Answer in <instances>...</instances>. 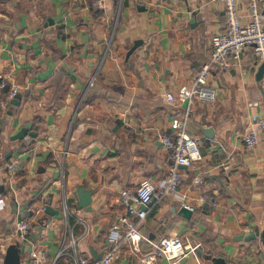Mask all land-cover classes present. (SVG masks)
I'll list each match as a JSON object with an SVG mask.
<instances>
[{"label":"crops","instance_id":"1","mask_svg":"<svg viewBox=\"0 0 264 264\" xmlns=\"http://www.w3.org/2000/svg\"><path fill=\"white\" fill-rule=\"evenodd\" d=\"M255 1L264 24V0ZM92 3L0 0V82L14 89L13 96L0 100L3 253L18 242L14 226L23 207L21 216L31 220L28 247L37 251L41 264L61 247L58 263L74 264L73 249L95 259L112 245L110 264H138L140 254L156 252L155 244L166 236L198 243L208 255L189 252L176 264H213L211 256L223 257L226 264H264L258 240L264 227V138L250 150L242 138L249 124L264 117V96L254 75L259 60L251 47L227 68L211 69L214 101H196L185 120L187 133L198 143L205 139L201 127L213 126L221 151L210 145L200 160L179 165L178 193L146 208L145 218L137 221L144 238L134 248L122 235L111 234L110 224L122 210L120 191L134 188L143 177L156 187L164 185L172 158L160 135L172 133L171 118L182 108L163 92H175L192 79L226 17L215 0H103L102 8ZM236 8L241 23L251 20L248 0H236ZM260 83L264 93V74ZM25 122L27 135L36 132L29 145L10 139ZM229 155L232 165L222 170ZM14 160L10 180L6 165ZM77 185L91 188L88 207H77ZM181 195L193 207L189 218L178 213ZM47 199L58 213L33 214L30 209L43 207ZM64 202L87 226L79 237L82 224L69 218L73 246ZM41 217L45 223L31 241ZM248 232L256 238H236ZM29 262L25 250L20 264ZM156 264L169 261L158 257Z\"/></svg>","mask_w":264,"mask_h":264},{"label":"built area","instance_id":"2","mask_svg":"<svg viewBox=\"0 0 264 264\" xmlns=\"http://www.w3.org/2000/svg\"><path fill=\"white\" fill-rule=\"evenodd\" d=\"M97 8L103 7V0H93ZM223 4V10L226 17L225 28L213 35L210 39V50L207 61L195 71L194 76L188 82L181 83L175 92H163V96L170 103H176L181 106V110H176L170 121L172 133H162L160 140L164 147L170 151L172 164L169 166L164 185L156 187L149 178H140L132 189H123L120 191L117 203L121 205L122 210L116 215L110 224V232L116 237L122 235L134 248L136 243L144 238V235L137 228V221L146 216V208L153 205L163 195L178 193L179 174L177 168L179 165H190L193 161L200 160L202 154L199 149L198 141L190 136L185 129V120L189 110L196 101L212 102L215 99V88L208 83V76L211 69L227 68L231 60H236L239 53L245 47H251L257 60H264V24L262 23V13L258 11L255 0H248L251 20L245 24L240 22L236 8V0H215ZM3 81L0 86H4ZM14 89H10L6 94L7 98L13 96ZM260 137L264 138V117H259L247 127L242 138L247 149H253ZM234 157L227 156L221 163L222 170H229ZM16 160L8 163L6 168L9 172V178L12 180L15 175ZM181 205H185L193 210V207L186 204L181 195ZM5 203L4 195L0 192V211ZM145 205V207H143ZM33 214L43 210V207L30 209ZM63 215L65 217L70 235V244L73 246L75 239L72 236V228L69 218L76 217L75 208L68 207L63 203ZM82 224V231L79 237L87 232V226L83 220L77 219ZM31 228L30 218L21 217L16 221L14 234L19 241L27 238ZM115 243V242H114ZM198 243L191 245L183 243L178 237H162L156 244V252L141 253L138 257V264H156L158 257L168 259L169 264H176L189 252H195ZM64 248L61 247L47 264H59L58 260ZM115 246L112 245L98 259H91L85 256H79L75 249L71 254L74 264H110L114 257ZM29 264H41V257L33 247H28ZM3 256V248L0 246V264Z\"/></svg>","mask_w":264,"mask_h":264},{"label":"water","instance_id":"3","mask_svg":"<svg viewBox=\"0 0 264 264\" xmlns=\"http://www.w3.org/2000/svg\"><path fill=\"white\" fill-rule=\"evenodd\" d=\"M49 23H52V21L50 20ZM136 45L130 47L127 52H126V57H128L131 52L134 50ZM257 62H255L256 64ZM264 74V60H261L258 62L257 64V68L255 71V79L256 81H258V87L260 90V93H262V95L264 96L263 93V89H262V85L260 83V80L262 78ZM18 102L16 99H13L12 102ZM29 123L25 122L23 123V125L20 127V129L14 133L13 135L10 136V139H22V143L29 145L32 141V139L36 136V132L35 131H29L28 135H27V127H28ZM201 131L203 132L205 139L199 143V149L202 155H205L208 153L210 145H213L217 151H221V145L218 143V141L216 139H214L215 136V130L213 128V126H206V127H201ZM19 166H21V163L19 164ZM73 195L77 198V207L78 208H83V207H88L89 203H90V199H91V188H84L81 185H77L73 191ZM12 200L15 201V198H13ZM50 200L47 199L46 203L43 206V212L49 216L55 215L58 213L57 209H53L52 207H50L49 205ZM16 205L17 203L14 202ZM143 207H145V205H143ZM23 207L19 209V213L17 215V220H19L22 216H21V211H22ZM178 213L186 218H189L192 215V210L185 206V205H180L178 207ZM27 215H30V211L27 212ZM39 226L37 228V231L31 233L28 237L29 240L33 241L35 240L39 234H40V230L42 229L45 221H44V217H41L39 219H37ZM264 223V220H263ZM237 239H244L245 241H249L252 239L256 238V233L255 232H248V233H240L237 235L236 237ZM258 240L259 242L263 245L264 248V227L263 229L259 232L258 235ZM30 245V241H28L27 239H24L22 241L18 242H13V243H9L6 248L4 249V253H3V258H2V262L3 264H20V256L21 254L24 253L25 250L28 249V246ZM195 253L197 256H203L205 258H208V255L206 254H202L199 246L196 247ZM102 256V253H99L95 259H98ZM210 260L213 264H226L225 260L223 259V257L221 256H211Z\"/></svg>","mask_w":264,"mask_h":264},{"label":"trees","instance_id":"4","mask_svg":"<svg viewBox=\"0 0 264 264\" xmlns=\"http://www.w3.org/2000/svg\"><path fill=\"white\" fill-rule=\"evenodd\" d=\"M92 5L95 6L94 1H93ZM7 93H8V88L5 86H0V100H4ZM17 173L20 174V171H17Z\"/></svg>","mask_w":264,"mask_h":264}]
</instances>
